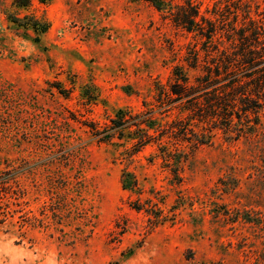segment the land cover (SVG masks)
I'll return each instance as SVG.
<instances>
[{
  "label": "rangeland",
  "instance_id": "1",
  "mask_svg": "<svg viewBox=\"0 0 264 264\" xmlns=\"http://www.w3.org/2000/svg\"><path fill=\"white\" fill-rule=\"evenodd\" d=\"M199 1L234 27L220 42L232 57L241 33L262 39L264 0ZM168 14L147 0H0V264H264L262 92L232 138L185 102L157 106L158 84L194 81L220 54ZM121 110L152 137L129 124L100 140L91 125Z\"/></svg>",
  "mask_w": 264,
  "mask_h": 264
},
{
  "label": "trees",
  "instance_id": "2",
  "mask_svg": "<svg viewBox=\"0 0 264 264\" xmlns=\"http://www.w3.org/2000/svg\"><path fill=\"white\" fill-rule=\"evenodd\" d=\"M32 0H15L18 6H28ZM151 2L158 9H166L168 15L177 24L187 29L188 31L198 30L199 34L206 37V43L212 41L216 49L220 52L218 58H214L213 65H205L207 73L197 77L192 81L185 73L175 72V80L170 88L158 84V94L156 100L157 106L165 107V112L171 109V105L176 101L185 102V107L188 110L195 111L194 114L198 116L210 117L213 127L222 129L230 138L234 137L233 132L240 134L243 126L238 127L234 121V113L238 118L243 115L249 116L250 112H257L261 106L259 98H264V32H262V39L257 31V27L253 29L251 35L254 42L249 43L248 34L241 33L239 47L242 58L232 57L227 53L225 48L220 49V42L223 34L228 40L235 41V33L232 31L234 27H230L229 23L224 19H215L208 16L202 10V2L199 0H147ZM223 0L218 1L221 3ZM229 1V0H227ZM33 27L39 31L47 29L46 23L35 21L32 23ZM228 25L229 27L227 28ZM226 26V27H225ZM219 34V35H218ZM217 38V41L214 40ZM252 38V37H251ZM255 44V47L252 46ZM211 45V44H210ZM243 45V46H242ZM261 45V49L259 48ZM256 53V57L250 58V54ZM198 57L195 56L197 60ZM246 63H249L250 73L239 75L234 69L235 65L246 68ZM245 64V65H244ZM259 67V68H258ZM261 67V68H260ZM253 68H258L252 70ZM257 71H262L257 75ZM253 76L252 80L255 83V89H247L249 81L244 79L246 76ZM241 103V106L238 105ZM129 115V117H128ZM129 112L121 110L111 119V124L106 125L102 129L91 125L93 133L99 137L100 140H110L114 136H121L124 134L125 128L129 124L136 126L137 130L142 133L140 142L148 141L152 137L148 129L141 127L142 122H130V118L138 115L130 116ZM152 124L157 120L154 117H149ZM249 121V120H248ZM190 123L184 124L183 128L188 129ZM162 126V128H160ZM248 126V127H247ZM159 129H164V125H159ZM248 130L252 129L251 125L246 124ZM174 129H172L173 131ZM181 130V129H180ZM175 131V130H174ZM198 142H205V137H198ZM142 143V144H143ZM141 144V145H142ZM124 187H138V181L131 173L123 174ZM8 179L0 178V191L4 190ZM1 204V203H0ZM1 206V205H0ZM1 208V207H0ZM4 212V211H3Z\"/></svg>",
  "mask_w": 264,
  "mask_h": 264
}]
</instances>
